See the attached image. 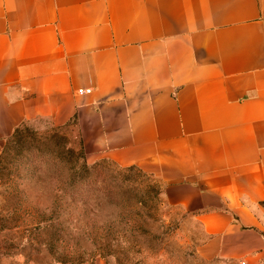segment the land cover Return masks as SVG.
Returning <instances> with one entry per match:
<instances>
[{"label": "crops", "instance_id": "obj_1", "mask_svg": "<svg viewBox=\"0 0 264 264\" xmlns=\"http://www.w3.org/2000/svg\"><path fill=\"white\" fill-rule=\"evenodd\" d=\"M42 123L158 180L202 257L264 264V0H0V156Z\"/></svg>", "mask_w": 264, "mask_h": 264}, {"label": "rangeland", "instance_id": "obj_2", "mask_svg": "<svg viewBox=\"0 0 264 264\" xmlns=\"http://www.w3.org/2000/svg\"><path fill=\"white\" fill-rule=\"evenodd\" d=\"M137 167L87 153L71 128L25 125L0 156V264H230Z\"/></svg>", "mask_w": 264, "mask_h": 264}, {"label": "built area", "instance_id": "obj_3", "mask_svg": "<svg viewBox=\"0 0 264 264\" xmlns=\"http://www.w3.org/2000/svg\"><path fill=\"white\" fill-rule=\"evenodd\" d=\"M90 92H91V90H85V91H80L79 93L81 95H83V94H89Z\"/></svg>", "mask_w": 264, "mask_h": 264}, {"label": "trees", "instance_id": "obj_4", "mask_svg": "<svg viewBox=\"0 0 264 264\" xmlns=\"http://www.w3.org/2000/svg\"><path fill=\"white\" fill-rule=\"evenodd\" d=\"M17 131H18V130H16V132H17ZM16 132H15V133H16ZM15 133H14V134H15Z\"/></svg>", "mask_w": 264, "mask_h": 264}]
</instances>
